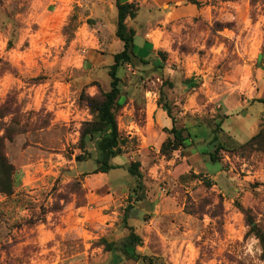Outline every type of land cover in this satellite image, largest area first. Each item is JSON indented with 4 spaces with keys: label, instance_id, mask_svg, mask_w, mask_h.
<instances>
[{
    "label": "rangeland",
    "instance_id": "rangeland-1",
    "mask_svg": "<svg viewBox=\"0 0 264 264\" xmlns=\"http://www.w3.org/2000/svg\"><path fill=\"white\" fill-rule=\"evenodd\" d=\"M134 1L140 6L132 22L137 28L172 10L175 2ZM181 1L186 15L165 24L161 17L157 23L166 30L149 37L156 49L167 53L164 62L173 73L169 80L174 86L165 90L173 113L181 123L199 119L212 122L210 127L227 115L223 128L244 142L264 119V0ZM99 2L0 0V107L10 111L0 118V135L5 128L14 129L12 120L26 128L4 141L14 170L13 193H0V264H264L258 240L246 236L245 217L238 207H250L264 228V157L258 152L248 158L224 155L225 172H219L218 161L196 165L191 161L198 178L182 173L181 161L165 163L153 178L148 163L158 157L130 154V161L140 162L143 189L134 195L136 179L114 168L109 174L116 176L113 187H127L125 192L114 196V201H89L88 194L102 195L111 189L105 184L93 187L85 175L70 169L68 161L77 154L89 156L78 148L81 124L92 117L80 93L94 95L96 82L104 90L110 87L107 69L116 48L106 38L112 29L108 12L103 14L104 29L90 13ZM157 2L162 6L148 14ZM221 20L229 27L222 29ZM9 38L13 45L8 48ZM116 40L120 48L122 43ZM106 41L109 52H103L101 42ZM138 41L137 37L135 44ZM157 57L150 52V60ZM139 71L124 66L125 90L138 86ZM143 75L147 81L132 89L118 110V123L128 104L140 110L147 97L151 99L146 89L159 94V73L143 70ZM186 77H193L198 86L185 89L181 80ZM209 128H198L193 149H209ZM220 136L230 143V134ZM129 145L135 152L136 141L128 139ZM88 150L94 158V143H88ZM92 158L83 167L96 166ZM125 159L119 154L111 161L122 164ZM130 194L131 199L143 196L137 204L131 200L129 222L140 226L144 241L139 251L148 255L144 263L126 258L119 248L107 250L100 241L107 235L109 241L122 239L115 229L101 236L104 232L98 224H102L101 212L108 213L113 216L108 221L120 229ZM82 206L86 208L78 209Z\"/></svg>",
    "mask_w": 264,
    "mask_h": 264
},
{
    "label": "trees",
    "instance_id": "trees-1",
    "mask_svg": "<svg viewBox=\"0 0 264 264\" xmlns=\"http://www.w3.org/2000/svg\"><path fill=\"white\" fill-rule=\"evenodd\" d=\"M191 3L197 4L195 0H188ZM116 7V29L115 35L122 42V49L113 54V62L108 65L107 73L110 78V87L104 90L99 83H92L96 86L97 92L94 95L80 93V100H84L88 106L91 114V119L83 121L80 128L78 148L88 154L89 156H82L83 154L75 155L76 162H82L92 158L91 151L88 150V143H94L96 149V155L94 162L96 168L94 173L108 172L111 169L116 168L111 163V159L123 153V147L128 143V138L123 136L118 127V110L122 108L128 101L131 95L132 89L143 86L147 81L143 76V70H156L161 78V85L159 87V98L157 104L172 118L173 126L168 129V136L161 144L160 153L166 158H170L174 150H185L192 143L194 144V137L190 131V125L178 127L175 123V117L173 116V110L170 105L165 87L173 88L174 83L169 80L172 76V71L165 65L166 52L160 50H153L157 58L150 60L149 57H142L135 51V35L136 29L131 25L130 21L135 20L138 17L140 6L136 1L126 0H114ZM218 22V21H217ZM221 28L229 27L224 20H221ZM71 23V21H70ZM217 26V25H216ZM217 30V28H215ZM13 38H9L7 47H12ZM152 51V52H153ZM128 64L132 67L139 69L140 78L137 80V87H132L130 90H125L122 82V73L124 66ZM143 77V78H142ZM169 80V81H168ZM143 81V83H142ZM181 84L185 89L190 90L198 86L197 81L193 77H186L181 80ZM263 102L262 100H259ZM9 109L5 105L0 107V118L9 113ZM223 118H227V115H221L214 123V126L210 127L212 138L209 141V149L204 154L208 156L211 162H222L223 156L228 153H233L240 158H248L253 153H262L264 155V119L260 123L258 130L244 143L234 144L228 143L221 139L220 134L225 133L223 128ZM11 123L15 126L13 130L5 128L3 135H0V193L10 195L13 193V164L8 160L5 154V139L12 140L14 135H18L25 132L24 125L16 123L14 120ZM211 123H207L211 126ZM202 123H198L196 126H201ZM224 169V168H222ZM128 173L137 181L136 188L133 189L135 195L138 190L143 189L144 183L142 182V171L140 169L139 161H131L127 168ZM83 175V174H82ZM192 178H198L200 173L193 171L189 172ZM186 175H183V178ZM210 184V182H209ZM132 194V193H131ZM128 197V204L126 205L123 214L121 216V227L125 230L122 239L119 241H108L106 238H100L101 243L107 250L114 251L117 248L120 249V253L126 256V258L134 261H142L148 257L147 254H143L139 251V247L143 245V238L137 233L135 227L129 222L131 217V209H133V203L135 204L143 200V196L136 195ZM240 211L244 214L245 224L247 226L246 236H254L261 248V256L264 258V228L257 223L253 210L250 207H243L238 205Z\"/></svg>",
    "mask_w": 264,
    "mask_h": 264
},
{
    "label": "crops",
    "instance_id": "crops-1",
    "mask_svg": "<svg viewBox=\"0 0 264 264\" xmlns=\"http://www.w3.org/2000/svg\"><path fill=\"white\" fill-rule=\"evenodd\" d=\"M99 1H100L99 4L95 6L93 8V11H91L90 13L94 16L96 20V25H100V27L104 29L103 14L105 12H108L109 17L111 19L110 23L112 24V29H111V33L107 34L106 38L112 39L111 42H113V44L115 45L116 50L112 51V56H113V54H115L116 52L122 49V45H123L122 44L120 48L118 47L119 45L116 40L117 37L115 35L116 17L113 16L114 9L116 10L115 3H114V0H99ZM127 1H133V0H127ZM165 1H168V0H165ZM174 1H175L174 4L171 5L172 10H168L166 14L163 13V15H158L157 17L155 16V17L148 19L145 25H140L138 27L139 29L135 26L134 23H132L133 21H136L137 18L133 21H130L131 25L136 29L135 39L137 37L139 38V41L135 44V51L138 55L146 58V57H149L150 52H152L153 50H158L155 47V43L152 40H150L149 37L152 36L153 34H156L158 31L163 32V30L165 29L164 26H161L157 23V22H161L160 20L161 17L163 18L162 24H165V22L167 21L169 22L173 18L186 15L183 12H181L186 8V6L182 5L181 3L182 1L181 0H174ZM150 6L151 7L147 10L148 14H150V11H152V8L157 7V6L160 8L162 5L159 2H157L155 4H151ZM196 9L198 8L196 7ZM85 24H83V28L85 27ZM141 30L144 33H141ZM107 41L104 43L101 42L102 45L104 44L103 52H106V51L109 52V50H107L108 49ZM89 89H90V94H94L95 88L93 86H90ZM145 92L151 95V99L147 97V102L145 100L142 109L137 110L134 104H131V105L128 104V106L125 109L126 113H123L122 115L119 116V123H118L119 130L122 133H124L129 140L133 139V141H136V150L135 152H133L132 148L130 147V145L128 146V143H127L123 148L129 149V152L121 153L125 155L126 159L122 162V164H117V163L115 164V163H112V161L111 163L117 166L116 168H121L123 172L128 173L127 168L129 166V163L131 162L130 159L133 158L130 156V154H136V156L138 157H142L144 156V154H147V155L154 154V156L158 157V159L149 161L150 163H148V165L150 166L149 174L153 178H156L159 175L160 173L159 169L161 166H163L165 163L170 164L174 161L182 162L181 165L179 164V166L182 168V173H185V172L189 173L190 169H192L193 172H197L198 168H196V166L194 165H196L200 161L209 160L208 156L204 154L205 151L207 150L199 151V150L193 149L200 135V132H198L199 130L198 128H204V127L209 128L210 126H208L207 124H204L203 122H200L199 119L197 120L195 119L192 123H189L187 121H184L183 123H181V121L177 119L178 117H176L173 114V116L175 117V123L178 127L190 125V129H191L190 131L192 132V134L198 135V136L194 137V144L192 143L188 148L183 150V152H181V150H174L172 152L171 157L166 158L164 155L160 153V147H161L162 142L168 136H170L167 130L173 126V121H172V118L168 116V114L157 104L159 94L155 91H150L149 89H146ZM143 98H144V95H143ZM197 122L202 123V125L196 126ZM258 128L252 132L250 137L258 130ZM225 132L230 134V140H231L230 143L234 144L236 142L237 144H240V143L245 142V141L238 142V140L236 139V135H233L227 131ZM256 154H260L264 157L262 153H256ZM255 156L256 155L254 154L252 158L254 159ZM191 161H194V165L190 164ZM221 161H225V159L223 158ZM68 162H70V169L72 171L74 170L76 175H79V174L85 175L84 179L87 181V178H88V181L92 182L93 187L98 188L105 184V185H108L109 190L111 189L109 193H105L102 195L97 194L95 192H92L93 194H90L91 196L88 194L89 201H93V200H97L96 202H101L105 200L114 201L115 200L114 196L116 197V195L123 194L125 192V189H127V187H125L123 190L114 189L113 184H114V181L116 180V176L109 175L112 169L109 170L108 172L94 173L93 171L95 170L96 166H91L90 168L89 166L88 168L83 167V163H86L88 165L90 163V159L82 161V162H76L74 157H72V159H70ZM220 164H221V169L219 172H222L224 171V169H222V162H220ZM215 175L216 174H214L213 176ZM89 182L87 183L88 186H89ZM109 194H110V197H108ZM84 208H86V206H82L78 209H84ZM101 218H102V224H98V226L102 227V230L104 232L102 233L101 236H104L105 232H107L108 230H113V229L120 231V235L121 233L122 234L125 233L124 229L120 230L121 229L120 226H119L120 229L115 227V222H112L111 220L108 221L109 219H113V216L111 214L101 212ZM132 225L135 227L137 233L142 236V232L139 228L140 226H136L133 223ZM109 236L110 235H107L105 237L108 241H109ZM115 238H117V236Z\"/></svg>",
    "mask_w": 264,
    "mask_h": 264
}]
</instances>
